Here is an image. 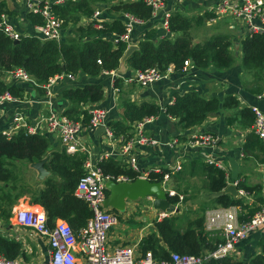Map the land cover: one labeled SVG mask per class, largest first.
Instances as JSON below:
<instances>
[{
  "label": "trees",
  "instance_id": "1",
  "mask_svg": "<svg viewBox=\"0 0 264 264\" xmlns=\"http://www.w3.org/2000/svg\"><path fill=\"white\" fill-rule=\"evenodd\" d=\"M69 0L64 5H54L53 12L61 20L63 32L70 30V37L64 36L61 41L42 40L36 36L20 37L19 42L9 38L0 31V95L11 93L16 98H23L25 88L15 84H5L1 79L7 72L16 68L24 69L38 84L42 85L55 76L83 74L98 77L104 72L119 70L121 61L128 50L129 44L124 41L114 43L105 36L126 33V27L121 18L112 22L100 23L91 17L98 8L108 6V11L115 14L129 13L139 19L149 21L152 9L142 0ZM5 4L0 3L1 14H10ZM206 17L189 18L180 13H171L168 20V30L175 34L170 37L159 38L154 32H148L144 40L140 41L139 49L126 60L129 68L135 71H146L153 68L166 70L174 66L175 72L183 71L184 63L190 60L196 67L206 70L213 68L219 71L231 69L236 65L237 56L232 51V41L227 35H217L201 43H194L193 30L203 24ZM28 18L35 25H43V18L38 14L29 13ZM72 30V31H71ZM242 50V67L254 73L257 78L264 74V34L253 33L240 42ZM119 82V81H117ZM119 86V83H117ZM41 93L44 91L37 88ZM63 99L71 103L64 116L89 124L91 114L83 107L88 103L103 100L104 90L101 84H89L83 88L65 89ZM240 105L238 99L229 95L224 100L218 98L205 99L196 91L183 95H176L172 104L165 108L152 102L135 103L130 99H121L122 120L110 123V130L114 137H132L134 125L157 117L164 113L170 118L179 120L183 129L195 128L203 124L211 115L222 108L234 110ZM233 120V121H232ZM242 123L245 127H252L255 115L252 109L245 108L236 114L230 123ZM245 153L255 151L264 152V145L258 136L249 134L243 148ZM47 158L45 168L51 176L40 184L31 187L24 183L16 171L15 162L25 161L29 164ZM84 154H68L65 149L53 150L49 138L42 134L29 135L25 130L19 131L11 139L0 133V221H9L13 215V207L23 194L30 198L31 205L41 206L48 218V225L53 227L58 220L67 222L74 232L84 228L91 218L92 212L88 205L80 200L75 192L80 179L85 174ZM106 175L114 179L119 177L135 181L140 174L125 166L121 161L108 158L99 163ZM188 175L192 178L200 177L202 189L208 194L224 191L227 187L226 173L214 165L194 161L189 166ZM169 170L161 173H150L152 182L163 183L165 176H170ZM239 188L249 195H254L256 204L249 207L245 200L223 195L210 199V204L222 208L240 207L247 211L240 217L247 221L259 210L258 204L264 202L263 187L248 186L240 183ZM177 196L170 197L174 204L185 203L190 192L176 191ZM107 195L110 192L107 191ZM180 195L184 196L180 200ZM115 213L120 212L113 210ZM206 218L200 215L191 220L185 217L171 215L162 220H155L157 231L148 234L140 244L141 254L151 252L158 261H168L173 253L181 255L200 256L212 252L218 245L224 243V238L218 233H210L205 228ZM259 234L258 246L261 252L248 263H237L232 258L212 261V264H264V233ZM0 254L7 259L23 257L22 244L15 240L0 236Z\"/></svg>",
  "mask_w": 264,
  "mask_h": 264
},
{
  "label": "crops",
  "instance_id": "2",
  "mask_svg": "<svg viewBox=\"0 0 264 264\" xmlns=\"http://www.w3.org/2000/svg\"><path fill=\"white\" fill-rule=\"evenodd\" d=\"M120 1L137 0H118V2ZM220 1L165 0L166 8L163 13L146 21L143 25H135L130 39L131 45H138L140 41L146 38L148 32H154L156 37L159 38L170 37L174 39L176 35L171 34L169 30L163 27L166 12L180 13L189 18L206 17L210 14L212 17L204 18L203 24L200 25L202 27L200 31L204 33L206 29L208 33L207 39L217 35H227L230 37L233 44L232 51L237 56L236 65L231 69L225 71L213 68L202 70L192 63L191 67L185 71H174V73L161 81L142 87L135 81L137 71L129 68L125 63V66L120 67L119 70L112 71L114 72L113 74L111 72H104L98 77H90L83 74L77 76L61 75V79L51 88V97L46 96L44 92L41 93L36 86L30 83L2 79L5 84H15L24 87L25 95L23 98H18L19 102L0 105V133L11 127L16 113L22 114L29 126L39 123L50 112L64 115L71 106V103L62 97L65 89L83 88L89 84H101L104 90L103 100L97 103H88L83 108L89 110V113L95 109L106 111V125L100 126L105 127V132L96 136V131L100 127L94 129L90 128L89 124H84L80 135L81 143L87 148L95 164H99L108 158H114L130 168L131 160L135 159L136 166L140 170L139 174L142 177H146V174L153 171L162 172L169 170L171 174L166 181L165 187L167 186L168 189L174 191H183V193L185 190H188L190 195L187 196L191 199L199 197L200 194H194L193 190L200 187L199 184H201L202 180L200 177L192 178L188 175L189 166L194 161L208 164L209 160H213L215 163L220 164L221 167H217L226 173L228 185H234L235 183H242L248 186L260 185L263 187L262 195L264 198V152L255 151L252 154L245 153L243 150L249 134L253 132V126L247 128L236 120L230 123V120L235 118L236 114L245 108L252 109L256 107L264 113V74L260 75V78H257L254 73L248 72L242 67L240 42L248 36V30L236 25L231 17H218L213 12V8ZM0 3L5 4V8L11 12L10 14L7 13L8 21L20 35L36 36V25L28 18L30 12L23 1L0 0ZM107 9L108 6L100 7L101 14L98 17V21L101 23L112 22L117 18H121V15L111 13ZM226 26L228 31L226 30ZM63 33L67 37L71 35L69 29H65ZM105 38L116 42L118 35L110 34L105 36ZM245 74H247V77H245ZM117 83H119V86H117ZM190 91H196L205 99L218 98L221 101L232 95L238 99L240 105L234 110L222 108L218 113L211 115L203 124L191 129H183L179 124V120L170 118L162 113L157 117L151 118L142 129L144 135L155 139L158 144L153 146L136 144L132 147L129 155L124 154L121 150L125 144L123 139L129 141L135 138V129H133L132 137L129 139H125L124 137H109L107 135L106 130L107 128L110 129V123L122 120L121 99H130L138 104L152 102L161 106V108H165L166 105L174 102L176 95H183ZM134 128H136L135 125ZM41 134L49 138L53 150L64 149L57 134ZM203 135L216 140L210 146L194 147L192 137ZM82 153L87 155L85 152ZM15 165L17 173L19 167L21 170L26 168L29 174L35 176V185L40 184L41 187L43 186L42 182L44 180L38 179V172L31 167V164L25 161H17ZM177 166H180L179 170H175ZM19 173L18 175L21 178L22 176ZM50 176L51 173L48 177ZM27 184L31 187L35 186L33 183ZM206 195L207 197L204 199L206 203L204 204L210 205L211 194L207 192ZM27 197L26 194L21 196L13 207V215L9 221H0V236L22 244L25 255L17 259H23L31 264L43 263L50 259L48 241L33 230L19 226L14 219L15 211L18 208H42L38 205H25ZM256 199L254 195L243 198L249 207L256 204ZM136 202L128 201L126 210L120 212V223L110 235V244L112 246L130 245L140 251L142 240L148 234L157 231L154 227V221L159 220L160 213L153 206L145 205L140 207ZM178 205H174V207ZM259 205H262V203ZM215 206L216 208L209 209L207 213L214 209L222 208L221 206ZM177 210L178 212L168 213L169 216L177 215L186 217L189 220L197 217L196 214L191 215L192 211L189 214L178 207ZM239 212L240 216H244L247 213L242 208H240L238 214ZM258 232L264 233V229L257 231L237 245L234 261L237 263H248L255 255L261 252L258 246Z\"/></svg>",
  "mask_w": 264,
  "mask_h": 264
},
{
  "label": "built area",
  "instance_id": "3",
  "mask_svg": "<svg viewBox=\"0 0 264 264\" xmlns=\"http://www.w3.org/2000/svg\"><path fill=\"white\" fill-rule=\"evenodd\" d=\"M26 4L30 13L38 14L43 18V25H36V33L42 40L61 41L64 37L63 25L61 20L53 12L54 5H64L69 0H21ZM152 9V17L155 18L165 10V0H142ZM217 7V9H216ZM215 7V12L218 17H231L236 25L240 28L247 29V35L253 33L264 34V0H221ZM101 14L100 8L92 16V21L96 22V27L100 28L98 17ZM169 12L165 13V21L163 27L168 30ZM121 19L126 27V33L118 36L114 43L119 41L127 42L131 45L130 35L135 25L145 24V20L139 19L136 16L125 13L121 15ZM0 31L4 32L12 40H20V35L8 21L7 14H1ZM190 60L185 61L183 70L191 67ZM173 66L166 70L158 68L149 69L143 72H138L135 76L142 87L149 86L155 82L161 81L174 73ZM112 74L114 72H111ZM71 76V75H69ZM1 79L19 80L25 83H30L36 88L42 89L46 96L51 97V88L57 83L61 76H55L48 80L45 84H38L36 80L29 75L24 69L16 68L7 72ZM20 100L14 97L11 93L5 92L0 95V105L5 103L19 102ZM255 115L253 132L258 136L264 145V113L258 108H252ZM89 123L90 128H99L101 125H106L105 121L107 113L103 109H95L91 113ZM151 119V118H150ZM150 119H145L142 122L135 124V138L126 141L121 148L124 154L129 155L132 147L136 144L153 146L158 142L143 133V127ZM84 123L74 121L67 116L50 112L49 115L39 123L27 125L25 117L16 113L13 117L11 127L2 132L7 138L11 139L19 131L25 130L29 135L50 133L57 134L60 137L61 143L68 154H83L87 153L85 161V174L80 179L76 188V196L84 201L90 211L91 218L87 221L84 228L78 232H74L70 225L58 220L57 223L50 227L48 218L44 209H35L32 207H21L16 209L14 219L17 224L23 228L31 229L39 236L48 241L50 248V259L38 264H212V261L221 260L224 258L236 257L237 245L257 231L264 229V204L259 205V210L247 221H241L238 215L240 207L219 208L209 211L206 214V230L212 234L218 233L224 237V243L218 245L217 249L212 252H206L204 255L191 256L173 253L168 261H158L154 258L151 252L141 254L139 251L130 245L112 246L110 244V235L112 231L120 223V214L115 213L111 208L105 209L104 204L108 198L107 183L115 181L117 183L130 181L128 178L119 177L114 179L106 175L99 164H95L87 150L81 143L80 135L82 133ZM106 133L112 137V131L107 128ZM194 147H204L212 145L216 139L209 136H194L192 137ZM208 164L221 167L220 164L209 160ZM130 168L135 172L140 173L136 166V160L132 159ZM177 166L175 170H179ZM151 173H161V171H153ZM139 176V178H148ZM169 176H165V181L162 186L166 189L168 196H177V192L165 187ZM234 186L238 189V198H248L249 194L238 188L239 183ZM180 200L183 196L180 195ZM169 217L168 213L159 214V220ZM0 264H31L23 259H7L0 254Z\"/></svg>",
  "mask_w": 264,
  "mask_h": 264
},
{
  "label": "water",
  "instance_id": "4",
  "mask_svg": "<svg viewBox=\"0 0 264 264\" xmlns=\"http://www.w3.org/2000/svg\"><path fill=\"white\" fill-rule=\"evenodd\" d=\"M19 40H16V43ZM139 49L138 45H129L128 50L125 53L121 61V67L125 66L126 60L131 56L133 52ZM105 132V127H100L96 131V136ZM47 158H44L40 162L32 163L31 167L38 172V179L43 181L49 175L50 172L45 168L47 163ZM108 191L110 195L108 196L104 208L112 209L118 212H123L126 210V204L128 201L136 202L140 199H150L153 203V207L160 213H172L178 212L177 208L169 201V196L166 189L162 186V183L152 182L148 178H138L135 181H124L115 182L110 181L107 183ZM223 195H231L233 197H238V189L232 184L221 192L211 194V198H218Z\"/></svg>",
  "mask_w": 264,
  "mask_h": 264
},
{
  "label": "rangeland",
  "instance_id": "5",
  "mask_svg": "<svg viewBox=\"0 0 264 264\" xmlns=\"http://www.w3.org/2000/svg\"><path fill=\"white\" fill-rule=\"evenodd\" d=\"M216 7V6H215ZM215 7L213 8V12L214 13H216L215 12ZM216 9H217V7H216ZM98 10V9H97ZM96 10V11H97ZM171 15V14H170ZM170 18V17H169ZM169 18H168V20H169ZM146 22V21H145ZM202 27L200 26H198V27H195L194 28V30H193V36H194V43H196V42H198V43H200V42H204V41H206V39H207V31H206V29H205V32L203 33L202 31H200V29H201ZM212 28V27H211ZM224 30H225V26H224ZM226 30L228 31V29H227V26H226ZM72 31V30H71ZM211 36V35H210ZM210 36H208V37H210ZM174 67V66H173ZM138 72H141V71H138ZM245 77H247V74H245ZM245 80H246V78H245ZM19 170H20V173H19ZM18 173L20 174V176H22L21 177V179H22V181L24 182V183H33V185H35V176H33V175H31V174H29L28 172H27V169L25 168V169H22L21 170V168L19 167V169H18ZM37 185V184H36ZM35 185V186H36ZM199 186L200 187H198V188H196L195 190H193V193L194 194H200L199 195V197H193V198H191V199H189L188 198V200L185 202V203H183V204H179L178 206H176L175 208H179L180 210H183V211H185V213H189L190 214V211H192V213H191V215L193 216L194 214H196V216L198 217V216H200V215H206V213H207V211L210 209H213V208H216V206L215 205H212V204H210V205H205L204 203H206V202H204V199L207 197V192L205 191V190H203L202 189V186H201V184H199ZM166 188H167V186H166ZM151 200L150 199H140V200H138L136 203H138L139 205H140V207H143V206H145V205H150V206H153V203H152V201L150 202ZM190 201V202H189ZM25 205H27V204H30V198H28L27 197V200L25 201V203H24ZM263 204V203H262ZM191 209V210H190ZM173 212H175V209H174V211ZM188 215V214H187ZM239 217H241L240 216V212H239ZM194 218V217H193ZM159 219V218H158ZM188 218H186L185 217V220H187Z\"/></svg>",
  "mask_w": 264,
  "mask_h": 264
}]
</instances>
